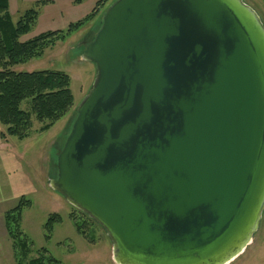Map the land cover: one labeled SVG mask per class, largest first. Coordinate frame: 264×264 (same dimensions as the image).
<instances>
[{
  "label": "water",
  "instance_id": "obj_1",
  "mask_svg": "<svg viewBox=\"0 0 264 264\" xmlns=\"http://www.w3.org/2000/svg\"><path fill=\"white\" fill-rule=\"evenodd\" d=\"M50 188L115 264H230L264 216V24L244 0H117Z\"/></svg>",
  "mask_w": 264,
  "mask_h": 264
},
{
  "label": "rangeland",
  "instance_id": "obj_2",
  "mask_svg": "<svg viewBox=\"0 0 264 264\" xmlns=\"http://www.w3.org/2000/svg\"><path fill=\"white\" fill-rule=\"evenodd\" d=\"M98 1L100 0H81V3H71L68 0L65 5L61 4V9L65 8V15L63 14L59 24L50 23L49 14L43 15L32 32L23 38H33L46 31L65 30L70 23L90 14ZM116 1L107 0L106 7L92 23L65 41L57 42L47 49L42 57L14 67L17 71L58 70L67 73L72 80L75 106L65 118L45 132H40L44 123L33 115L30 137L23 140L25 142L13 138L16 148L11 147L0 152V264H17L12 241L6 230L4 214L15 207L22 196L33 203L31 208L24 211L21 225L22 231L33 244L32 251L25 258L26 262L36 259L37 251L46 249L48 255L59 260L60 264H115L113 244L103 228L82 215L58 192L51 188L42 190H46V185L43 187L39 181L43 173L51 168L57 141L64 134L95 80L97 68L93 63L80 59L81 46L93 37L100 24V18ZM244 2L258 13L264 24V0ZM13 5L15 22L26 10L34 8L29 2L20 0L21 12L18 14L14 2ZM30 104V100L25 101L22 109L30 111ZM7 138L1 137L2 140H8ZM52 214L60 215L62 221L55 225L52 238L48 240L45 238L44 226ZM72 214L88 223L84 228L86 235L77 232L70 219ZM230 264H264V219L254 235L253 242Z\"/></svg>",
  "mask_w": 264,
  "mask_h": 264
},
{
  "label": "trees",
  "instance_id": "obj_3",
  "mask_svg": "<svg viewBox=\"0 0 264 264\" xmlns=\"http://www.w3.org/2000/svg\"><path fill=\"white\" fill-rule=\"evenodd\" d=\"M80 1L77 0L76 3H81ZM48 3L38 1L34 8L27 10L15 22L10 12L9 0H0V124L4 128L1 133L2 139L10 137L23 141L30 137L33 115L38 121L44 123L40 132H45L72 111L75 98L71 89L72 80L67 73L58 70L17 71L14 67L42 57L45 51L57 42L65 41L92 23L100 11L106 7L107 0L98 1L90 14L71 23L65 30L47 31L23 41L22 38L30 34L38 24L41 7ZM102 21L103 16L100 18L95 34L87 43L94 40L102 26ZM81 47L82 54L85 46ZM27 100L31 103L30 111L22 109V104ZM76 116L77 110L64 134L57 141L56 154L51 159V178L57 177V154L63 148ZM32 205L31 200L22 196L18 204L4 214L6 230L12 241L14 258L17 264H60L59 260L48 255L46 249L37 251L36 259L30 262L25 261L26 256L32 251L33 244L22 231L21 225L24 211ZM78 211L97 224L87 214ZM70 219L77 232L86 235L84 228L88 223L81 221L75 214H72ZM61 221L62 217L58 214L49 216L44 226L46 239L52 238L55 225Z\"/></svg>",
  "mask_w": 264,
  "mask_h": 264
},
{
  "label": "crops",
  "instance_id": "obj_4",
  "mask_svg": "<svg viewBox=\"0 0 264 264\" xmlns=\"http://www.w3.org/2000/svg\"><path fill=\"white\" fill-rule=\"evenodd\" d=\"M25 1L29 2L33 6H35V4L38 1H47V2H49L48 4H46V5L41 7V14H40L39 21L41 20L43 15L49 14L50 15V23H54V24L58 23L59 24L62 21L63 14L65 15V12H64L65 8L61 9V4L65 5V3L68 0H23L24 3H25ZM69 1L71 3H73V2L76 3L77 0H69ZM9 2H10V12H11L12 17H13V6H14L13 2L15 3V7L17 9V13L19 14L21 12L20 0H9ZM39 21H38V23H39ZM75 22H77V21H75ZM72 23H74V22H72ZM28 39H31V38H27V37L25 39L22 38L23 41H26ZM80 59H81V55H80ZM3 131H4V128L2 126H0V136H1V133ZM7 139L8 140H2L1 137H0V152L2 150L5 151V150H7V149H9L11 147L12 148H16L17 145L15 144L14 140H12L13 138H7ZM20 142H25V141H20ZM0 159H2L1 154H0ZM50 179H51V168L49 167V169L46 170V173L45 172L43 173V177H41V180L39 181V184L40 185L42 184L43 187H45V185H46V190H45V188H42V190L47 191V189H50ZM4 233L5 232H3L2 234L4 235Z\"/></svg>",
  "mask_w": 264,
  "mask_h": 264
}]
</instances>
